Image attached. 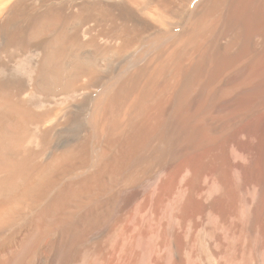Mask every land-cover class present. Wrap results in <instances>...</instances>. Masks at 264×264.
Here are the masks:
<instances>
[{
  "label": "bare ground",
  "instance_id": "obj_1",
  "mask_svg": "<svg viewBox=\"0 0 264 264\" xmlns=\"http://www.w3.org/2000/svg\"><path fill=\"white\" fill-rule=\"evenodd\" d=\"M247 124L232 229L210 165ZM248 220L264 236V0H0V264H254Z\"/></svg>",
  "mask_w": 264,
  "mask_h": 264
},
{
  "label": "rangeland",
  "instance_id": "obj_2",
  "mask_svg": "<svg viewBox=\"0 0 264 264\" xmlns=\"http://www.w3.org/2000/svg\"><path fill=\"white\" fill-rule=\"evenodd\" d=\"M260 144H261V136H260V133L256 130V126L255 125L251 126V124H247L244 127L240 128L238 131H236L226 141V143L222 147V150L221 149L219 150L220 153L217 152L216 153L217 155H215V157L217 158L216 159L217 161L214 162V164L210 165V167H213V168L218 167V165H219V167H222L223 169L222 168L221 169L224 170L225 174L228 176L229 180L232 181V184H233V186H231V190H230L229 195L226 196V200L229 199L228 200L229 203L225 200V204H224V207L226 206L224 208L226 210H224V211H227V212H224V215H225L224 220H225L226 227L231 226V227H233L232 229H236L235 224H237V222L234 223L233 219H234V221L237 220V218H238L237 215L241 212V209L243 207H244L243 209H245L249 205L250 196H251V192H252V187H251L252 184H251L250 177L253 174L252 172L254 170V166L259 163ZM203 161H205V162H203ZM199 162H202L201 164H203V163L206 164L208 162L207 157H203L202 159L200 158ZM249 184H251V185H249ZM234 186H235V188H234ZM232 192H234V193L232 194ZM241 194H242V197H241ZM233 195L235 196V198ZM239 205H241V207H239ZM237 207L239 209L241 208L240 211ZM235 211H237V212H235ZM232 212H233V214H231ZM225 213L228 214L227 217L229 219V222L227 220ZM234 213H236L237 215H235ZM230 215L232 217L234 216L233 219L231 217H229ZM235 217H237V218H235ZM226 221L228 224L232 222L234 224V226H233V224H230V226H229L226 223ZM253 223H256L255 225H257L258 220H257V222L254 220L252 222V224ZM249 225H250V221L248 220L244 223V226H245L244 229L247 232V242H248V246H249L250 251H251L250 255H251L252 262L254 264H257V261H259V258H260L259 255H261L260 252L264 247V245H263L264 244V236H262L263 235L262 234V228H260V227H262V225H260V226L258 225L259 227L258 226L256 227L254 225V228H252V229L249 228ZM251 225H250V227H252ZM255 228L256 229L260 228V229H257V230H259V231H257ZM249 229L252 230V233L256 230L254 232V233L257 232L255 235H259L258 233H260V236L263 239L261 240L260 239L261 237H259V236H255L256 237L255 238L253 236L254 234L252 236H248L249 232L251 234V230H249ZM257 237H259V238H257ZM254 239L255 240L258 239L257 240L258 244L256 242H254L255 241ZM260 240H261V242L263 241L262 242L263 244L260 242ZM262 245H263V247H262Z\"/></svg>",
  "mask_w": 264,
  "mask_h": 264
}]
</instances>
